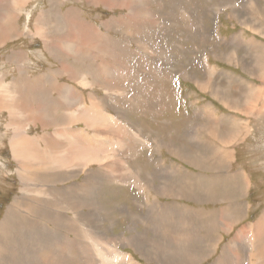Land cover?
<instances>
[{
	"label": "rangeland",
	"instance_id": "obj_1",
	"mask_svg": "<svg viewBox=\"0 0 264 264\" xmlns=\"http://www.w3.org/2000/svg\"><path fill=\"white\" fill-rule=\"evenodd\" d=\"M245 7L260 14L259 20H252L259 21L256 28L249 14H244L250 10ZM11 13L16 18L12 30L17 38L0 45V85L18 81L22 73L29 80H38L33 88L41 87L43 92L36 93L37 99H45L44 91H49V99L42 101L44 110L39 114L47 115L42 121L30 119L8 127L9 113L0 112V247L5 250V254L0 251V264H109V251L123 258V264L261 261L246 237L249 228L264 217V113L256 111L257 118L248 115L254 111L253 96L246 99L248 91L239 86L229 91L230 82L225 80L219 81L223 91L218 90L223 97L222 92L226 93L227 104L213 103L212 110L207 106L210 99L216 102L210 97L216 88L212 78L218 77L214 68L247 76L250 81L257 70H264V56L256 55L261 51L258 42L264 41V26L260 25L261 21L264 24V0H24L20 4L0 0V22L7 21ZM99 38L103 46L99 40L93 42ZM21 52L26 57L23 63L8 60ZM205 81L211 86L204 93L201 84ZM220 94L216 96L221 98ZM263 96L264 90L257 96L260 111H264ZM180 97L190 114L178 117L180 127L171 130L165 115L179 116L173 108ZM231 101L236 102L243 120L240 128L243 123L250 125L247 120H252L253 128L247 127L246 139L230 147L234 151L228 152L230 163L224 160L218 165L219 154L210 146L218 137H210L196 126H208V113L226 119L232 112L228 108ZM72 112L75 118L71 119ZM85 113L91 124L81 119ZM108 120L110 129H117L113 136L108 134ZM56 121L72 125L83 147L78 148L79 170L56 179L54 188L65 197L73 186L85 190L78 191L75 203L85 208L77 216L62 201L57 215L27 217L13 202L26 191H22L24 182L17 173L21 167L13 158L10 141L20 133L18 127L34 140L54 133ZM190 128L197 131L191 135ZM159 138L163 145L156 144ZM219 138L229 142L230 130L222 129ZM168 139L175 144L172 150L177 155L166 150ZM252 141L257 145H251ZM96 157L106 162L99 164ZM174 167L179 169L175 173ZM171 172L174 188L166 194L173 196L164 197L156 188L150 193L142 190L150 182L158 185ZM90 176L99 180L97 185L86 184ZM181 176L187 186L181 183ZM153 196L161 205H147ZM201 209L207 211L202 218L197 213ZM213 214L219 230L209 231L199 219L213 220ZM177 222L191 225L179 228L181 234L176 228L168 235L161 233L166 224L178 226ZM197 226H204L203 231ZM244 231L242 240L239 235ZM82 232L92 246L91 236L95 238L99 251L87 249ZM155 248L169 250H162L167 255L158 257L153 256ZM178 253L185 257L178 258Z\"/></svg>",
	"mask_w": 264,
	"mask_h": 264
},
{
	"label": "bare ground",
	"instance_id": "obj_2",
	"mask_svg": "<svg viewBox=\"0 0 264 264\" xmlns=\"http://www.w3.org/2000/svg\"><path fill=\"white\" fill-rule=\"evenodd\" d=\"M21 1H24V0H18V3L20 4ZM103 1H105V0H102V2ZM244 9H250L249 11H245L244 14H246V13L247 14H250V15L252 14V16H251L250 19H251V22L253 23L252 25L256 28V26H258L259 21L258 22H255V21H252V20H256V21L259 20L260 14H258L257 16L254 15L252 13V12H254V10L252 8H249V7H245ZM40 15H42V13ZM6 18L8 19L7 21L4 19L3 21L0 22V45L1 44L2 45H5L8 41L15 39L14 37L17 38L16 34L14 33L15 31L12 30V27H13V25L16 22V18L14 16V13L8 14L6 16ZM261 22H260V25H263L264 26V24H262ZM254 27L252 29H254ZM39 30H40V36H42V28H40ZM260 33H261V31H260ZM98 40H99L98 43L101 44L100 38L99 39H94L93 42H96ZM252 42H255V41L252 40ZM258 43H259V45H261V49H259L261 51H259L260 53L259 52H256L257 53L256 55L257 56H264V54L262 53V51L264 52V48L262 49L264 41H259ZM101 46H103V45L101 44ZM258 47H260V46H258ZM63 48L64 49H67L65 47H63ZM255 49L258 51V48H255ZM24 55H26V54H24ZM24 58H26V57H24L22 55V52H21V54L20 53L14 54L13 57L8 58V60H10V61L13 62L14 59H16L17 63L20 64V63H23ZM230 59L232 60V58H230ZM244 67L246 69V66H244ZM115 69H117V68H115ZM247 71L249 72V70H247ZM251 72H253V71H251ZM260 74L262 76V79L264 80V70H261ZM21 75L22 76L19 78V80L18 81H15L12 84H2V85H0V89H1V91H0V112L6 111V112L9 113V123L7 124L8 127H10V126L16 127L17 125H20V121H28L30 119L31 120L32 119H35V120H38V121H42L43 118L45 116H47L44 113L39 114V112H40V110H44V107H43L44 106V103L42 101H47L49 99V97L47 96L48 93H49V91L48 92L44 91V93L46 94L45 95V99H42V100L37 99L38 92H43V89L41 87H37V90H34V88H33L34 86L37 85V83H38L37 81L38 80H29L28 77L25 76L24 74L21 73ZM254 75L252 74V76H254ZM203 86H204V89H205L207 87H210L211 86V83L209 81H205V82H203L201 84V87L202 88H203ZM54 90H55V88H54ZM214 91H216V95H219L220 94V91L218 89H216ZM35 94H36L35 98H36V100L39 101L38 102L39 104L37 102H35V100H34V95ZM257 96H258V94L257 95H253L254 100L257 98ZM255 102L257 103V101H255ZM230 107H232V106H230ZM254 109H255V107L253 108V110ZM255 113L258 115V113H264V111L261 110L258 113L257 112H255ZM69 118H71V119L72 118H75V113L72 112L69 115ZM81 119L84 120V121H86V123H89V124L92 123L91 122V118L87 115V113H85L84 115H82L81 116ZM45 121H46V119H45ZM108 122H109V125H108V128H107L108 129V134L110 136H113V135L117 134L116 127H114V129H110L111 128V125H112V122L109 121V120H108ZM49 124L50 123L44 125L43 127H46ZM52 127L55 130L54 133H50V134L49 133H45L44 135H42L37 140L28 138L26 135L22 134L21 131H22L23 127H18V130L21 129L20 133H18L17 135H15V137L10 141V148H11V151H12V154H13V158H14V160L21 167V169H19V167H18L17 173H18V176L21 178V180L24 182V189L22 191H24V190L26 191V195H24L22 198L16 197L13 202L16 203L15 204L16 210L22 211L27 217H29L31 214H33V215H35V214L36 215L37 214H43V215H47V216L57 215V212L59 210H61V207L62 206H60V204L62 203V201H64V207L67 210H70L71 212H75V214L77 216H78L77 213H79V209L85 208V207H80L79 208L78 205L75 204L79 200L76 197V195L79 196L78 191L79 192H82V193H86L85 190L80 189V187L73 186L69 190V195L65 197L62 194L63 191L61 192V191H58L56 188H54L56 186L55 185L56 184V179L62 180L64 178V176H66L67 174L76 173V170L78 169V148L82 149V147H83L81 145V139L79 137L78 138L76 137L77 135L75 134V131L71 129L72 125H68V124H66L64 122H62L60 124L59 121H56V122H54V124H52ZM190 130L192 132L191 135H193V132H196L197 131L194 128H190ZM200 130H203V127ZM232 131H234V130H232ZM239 131L243 132L244 130H239ZM193 138H194L195 141H198V138L197 137L193 136ZM158 148H159V146H158ZM215 149H216V147H215ZM166 150L169 153L171 152L172 154L177 155L176 153H174L175 150H172V149L171 150L170 149L168 150L167 148H166ZM59 153H60V155H59ZM214 153L219 154V157H218L219 160L218 161H217V157H216V164H218V165H220L224 160L229 161V158H231V156L228 155L227 152L225 153L223 151L215 150ZM178 156H179V154H178ZM112 158H110V159H112ZM182 159H184V158H182ZM95 161L97 163H99V164L106 162V161H102L101 162V159H98L97 157L95 158ZM189 163H190V161H189ZM112 167L118 168V165H113ZM174 168L175 169L172 170L173 173H175L176 171L179 170L176 167H174ZM185 170H187V169H185ZM112 172H113V170L111 171V173ZM172 172L170 174L166 175L164 179L161 178L162 179V182H160L158 184V186H155L152 182H150V184H148L149 186H147L145 188H142V190L143 191L146 190L145 192L150 193V191H153L156 188L157 192L159 194H161L162 196H164V197L165 196H168V195L173 196V193L166 194V192L171 191L174 188V182H173V177H172L173 175H171ZM106 176L107 177H110V175H108L107 173H106ZM183 176H185L186 178H188L187 173H185ZM47 178L49 180H47ZM135 179H136V177H135ZM45 180H47V181H45ZM43 181H45V182L43 183ZM180 181H181V183L183 182V184L185 186H187V182H186V180L182 176H181ZM92 182H93L94 185H97L98 182H99V180L95 179L94 177H91L90 179H88V181L86 182V184L88 186H90V185H92ZM148 183H149V181H148ZM47 184H49V185L43 188V185H47ZM138 185L140 186V188L143 186L141 184H138ZM201 185H203V184H201ZM202 189H204V188H202ZM203 192L205 193V191H203ZM41 193H42V196H39ZM184 193H186V192H184ZM43 195H44V197H43ZM168 197H170V196H168ZM209 197H211V196H209ZM201 200H202V198H201ZM153 203H155V206L156 205L157 206L160 205V202H156L155 201L154 196H153L152 202L147 203V205L149 206V204L152 205ZM86 208L88 209L87 211L92 210V208H89V207H86ZM188 210L190 211V209H188ZM191 210H192V208H191ZM167 211H169V210H167ZM205 212H207V211H205L204 209H201V210L197 211V213L199 214V217L200 218H202L203 213H205ZM213 212H218V211L214 210ZM192 213H194V212H192ZM82 215H84V213ZM215 215L216 214H213V220H211L209 218L208 219H199V223L200 224H203V225H206L208 227V230L209 231L210 230H213V229L214 230L215 229H218L217 228L218 224L216 223ZM50 221H51V218L49 219V222ZM49 222H46V224L49 223ZM180 223L177 222V225L178 226H176V225L175 226H170V225L166 224L165 225V229L161 230V233H163V235H168V234H170V233L173 232V229L174 228H176L177 231H178V233L181 234L180 233L181 231H179V228H183V230H184L188 226L191 225V224H188V223L186 225H183V224H180ZM175 224H176V221H175ZM73 226L75 228L77 227L74 222H73ZM197 228L199 229V231H203L204 226H197ZM188 231H190V230H188ZM222 231H223V226H222V229H220V232H222ZM246 233L247 232H245V231L242 232L239 235V237L242 238V240H244ZM82 234H83L82 237L84 238V240L87 241V243L85 242L86 245H87V249L90 250V251H94L95 249H96V252L99 251L98 250L99 243L95 240V238H92V236H91V241H92V243L94 245V246H92L88 242V239H87L86 234L84 232H82ZM192 234H194V233H192ZM188 235H189V233H188ZM188 237H189V240H191L190 239V236H188ZM184 239H186V238H184ZM246 240L249 243L251 242V244L253 245V247H255V249L257 250L258 255L260 256L261 261L260 262H257L256 260H254L255 261L254 264H264V217L259 222L255 223L254 225H252L249 228V232H248V235L246 237ZM168 243H169V241H168ZM180 244L181 243H179L178 245L180 246ZM172 246H174V245H172ZM212 247L214 248V245ZM180 248L183 249L182 246H180ZM190 249H192V248H190ZM152 250H153V248H152ZM162 250H169V249L168 248H161V249L158 250V249L155 248L154 251H156V252L153 254V256L156 255L158 257L159 256L161 257L163 255H167V251H162ZM184 250H187V249L185 248ZM0 251L2 252V254H5V250L3 248H1V247H0ZM188 251H191V250H189V248H188ZM194 254H196V253H194ZM207 254H209V253H207ZM106 256L109 257V259H112V261H110L109 264H123V261H121L123 258H121L119 255L112 256L111 255V251H109V254L106 255ZM192 256L194 257L196 255H192ZM201 256L202 255L199 256V259H200ZM100 257L103 258L105 256L104 255H100ZM184 257H185V255L182 256V253H180V254L178 253V258H184ZM185 262L187 263V261H185ZM48 263H49V261H46L43 264H48ZM101 264H103V263H101Z\"/></svg>",
	"mask_w": 264,
	"mask_h": 264
},
{
	"label": "crops",
	"instance_id": "obj_3",
	"mask_svg": "<svg viewBox=\"0 0 264 264\" xmlns=\"http://www.w3.org/2000/svg\"><path fill=\"white\" fill-rule=\"evenodd\" d=\"M235 15H236V13H235ZM251 16H252V14L251 15L249 14L250 18H251ZM239 40H241V39H239ZM243 41L246 42V40H243ZM247 42H249V41H247ZM242 44H244V43H242ZM234 47H235V45H234ZM243 47L248 50L247 47H245V46H243ZM248 54L249 53L247 52L246 55L248 56ZM213 71L215 73H218V77L212 78V82L214 83V85L216 87L214 90H216V89L222 90V87L219 85V81H221V80H225V81L230 82L229 83L230 85H228L229 91H232L233 87L236 90L238 88V86H239V88L243 87V89L247 90L248 94L246 96V99H249L253 95H257V94H260V93L262 94V90H264V87H263L264 86V80L262 79V76L259 73V71H256V77L257 76L258 77L257 78L255 77L256 79L254 77H252L253 78L252 81H250L247 76H235L232 71H229V70L224 69V68H218L217 67V68H214ZM213 71H212V73H213ZM220 76H221V78H220ZM181 83L182 82H179V84H181ZM259 86L261 87L260 89H259ZM198 87H199V85H198ZM214 90H213V93L210 94V97H213L216 102H214L213 100L210 99V101L208 103V106H207V108L210 109V110L214 109L213 103H218L219 105H224V104H227V102H228V99H226V96H225L226 95L225 92H222L224 97L220 94L221 98H219L218 96H216V91H214ZM202 91L205 93V91H207V90L203 88ZM235 100H238V99L235 98ZM255 101H257V103ZM251 103H252L251 108L255 107V109H254V111H251V112H249L247 114L248 115L251 114L254 118H257V114L255 112L256 111H258V112L260 111V108L258 107V105H259L258 99L256 98ZM230 104H231L232 107H228V106L227 107L229 109H231L232 112L229 114L228 117L226 116V119L219 118L217 116V113H208V117H207L208 126H204L205 128L203 126H199V125L196 126V128H198V129H201L203 127V130L208 131L210 137H218L217 138L218 142H210V146L213 148V152H215V150H218V151L221 150V151H224V152H227V153L228 152H234L233 149H230V147H234V145L237 144L238 142H240L243 137H244V139H246L247 135H245V132H246L245 130H246L247 127L252 126V124H251L252 120H249V121L247 120V122H249L250 125L245 127L244 123H243L241 128H240V124H241V122L243 120H241L239 118L238 108L235 106L236 102H232L231 101ZM188 105H190V104H188ZM262 107H264V104H263ZM185 108H186V106H185V103L182 100V98L181 97L177 98L173 110L179 116H174L173 114H170V113H167L165 115L168 118L169 127H171V130H177V129L173 128V126L180 127V124L178 123V121H179L178 117H180V116L184 117V118H188L189 117L190 112L188 111V109H185ZM180 114H182V115H180ZM223 117H225V116H223ZM176 118H177V120H176ZM254 122H256V121L254 120ZM116 126H118V125H116ZM123 128H125L124 125H123ZM224 128L227 129L228 131L230 130L231 139H230L229 142H226L224 139L222 140L221 138H219V136H220L219 133ZM239 128L241 130H244V133L242 135H241V131H239L240 130ZM252 128H253V126H252ZM232 130H234V131H232ZM160 131H161V129L159 130V133H160ZM154 133H155V131H154ZM160 135H161V133H160ZM147 136H149V135H147ZM162 136H164V135H162ZM124 137H125V134H124ZM144 137H145V135H144ZM127 140L129 142L130 138H128ZM158 143L161 144L160 138L156 141V144H158ZM250 144L251 145H253V144L257 145V143L255 141L254 142L253 141L250 142ZM161 145H163V144H161ZM164 145L169 146L170 150L172 148H174V146H175V144L172 143L171 139H168L165 142ZM208 145H209V142H208ZM215 147H216V149H215ZM164 152L167 154L166 150H164ZM227 162L230 163V161H227ZM155 186H158V185H155ZM160 205H161V203H160ZM234 206H235V204H234ZM231 232H229V233H231ZM226 233L229 234L228 232H226ZM235 239H236V237H234V239L231 241V244H232V242ZM235 258H236V256H235Z\"/></svg>",
	"mask_w": 264,
	"mask_h": 264
}]
</instances>
